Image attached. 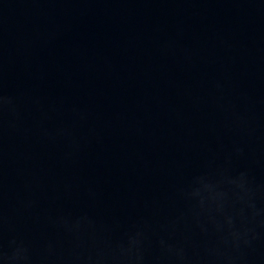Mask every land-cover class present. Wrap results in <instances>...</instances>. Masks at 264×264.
I'll return each mask as SVG.
<instances>
[{
    "label": "water",
    "instance_id": "water-1",
    "mask_svg": "<svg viewBox=\"0 0 264 264\" xmlns=\"http://www.w3.org/2000/svg\"><path fill=\"white\" fill-rule=\"evenodd\" d=\"M0 264H264V0H0Z\"/></svg>",
    "mask_w": 264,
    "mask_h": 264
}]
</instances>
